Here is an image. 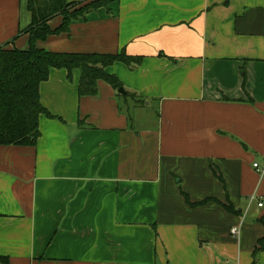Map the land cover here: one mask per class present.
<instances>
[{"label":"crops","instance_id":"crops-1","mask_svg":"<svg viewBox=\"0 0 264 264\" xmlns=\"http://www.w3.org/2000/svg\"><path fill=\"white\" fill-rule=\"evenodd\" d=\"M26 2L0 47H28ZM36 46L142 61L105 69L134 98L40 83L36 144L0 145V264H264V0H114Z\"/></svg>","mask_w":264,"mask_h":264},{"label":"trees","instance_id":"trees-1","mask_svg":"<svg viewBox=\"0 0 264 264\" xmlns=\"http://www.w3.org/2000/svg\"><path fill=\"white\" fill-rule=\"evenodd\" d=\"M113 1L27 0L26 7L31 14V22L20 30L19 34L28 35V47H0V145L36 144L39 137V115L52 117L39 99V85L48 79L52 68L65 69L68 80L72 79L74 70L79 72V96L95 95L96 83L102 80L109 84L119 97H136L130 92L125 95L118 93V89L123 87L121 81L115 75L108 74L105 69L116 62L133 69L140 65L142 57L128 55L124 49L115 53H67L50 52L36 46L37 41H42L49 35L67 32L69 24L83 18L86 13L100 7L108 9ZM56 16H61L62 21L56 28L51 29L48 21ZM136 101L144 103L142 98ZM207 201L209 200L204 199L192 203L186 198L190 206ZM225 208L230 212L235 211L230 203L225 205ZM0 261L7 263L4 258H0Z\"/></svg>","mask_w":264,"mask_h":264},{"label":"built area","instance_id":"built-area-1","mask_svg":"<svg viewBox=\"0 0 264 264\" xmlns=\"http://www.w3.org/2000/svg\"><path fill=\"white\" fill-rule=\"evenodd\" d=\"M253 168L256 170V172L261 176V177H264V167H260L259 165H258V163L257 162H255V163H253ZM253 199V197L251 196L250 197V200H252ZM262 205V202H258V206H261ZM231 233L232 234H236L237 233V228L236 227H233L232 229H231Z\"/></svg>","mask_w":264,"mask_h":264},{"label":"water","instance_id":"water-1","mask_svg":"<svg viewBox=\"0 0 264 264\" xmlns=\"http://www.w3.org/2000/svg\"><path fill=\"white\" fill-rule=\"evenodd\" d=\"M118 93L123 94V95L126 94V92L124 91L122 87L118 89Z\"/></svg>","mask_w":264,"mask_h":264},{"label":"rangeland","instance_id":"rangeland-1","mask_svg":"<svg viewBox=\"0 0 264 264\" xmlns=\"http://www.w3.org/2000/svg\"><path fill=\"white\" fill-rule=\"evenodd\" d=\"M144 110L146 111V110H148V109H144ZM145 111H144V112H145ZM146 112H147V111H146ZM129 113H130V114L133 116V113H132V111H131V112H129ZM138 114H139V113H138ZM142 117L144 118V117H146V115H145V114H143V115H142Z\"/></svg>","mask_w":264,"mask_h":264}]
</instances>
